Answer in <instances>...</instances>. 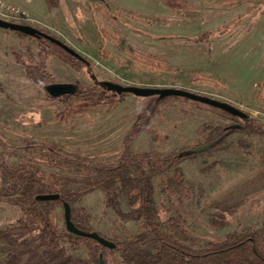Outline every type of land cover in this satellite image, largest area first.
<instances>
[{
  "label": "rangeland",
  "instance_id": "1",
  "mask_svg": "<svg viewBox=\"0 0 264 264\" xmlns=\"http://www.w3.org/2000/svg\"><path fill=\"white\" fill-rule=\"evenodd\" d=\"M36 1L29 7L33 13L25 10L30 24L49 30L91 60L101 81L189 90L230 103L264 124V0H46L48 8L45 5L42 14L34 13ZM223 29L228 30L225 35L208 43L189 40ZM26 47L32 48L39 60L41 46L35 39L0 28V136L6 144L0 145V167L5 159L12 166L27 163L50 174L76 175L75 171L38 163L36 155L19 149L26 142L45 141L94 163H117L125 136L147 98L130 95L113 109L103 105L60 122L55 114L63 105L49 100L13 56L18 52L26 57ZM45 49L47 68L59 83H74L79 88L82 83H92L55 57L49 47ZM143 61L161 62L167 69L155 70ZM226 64L232 71L220 74L218 69ZM201 75L218 79L225 87L193 80ZM235 125L239 124L199 103L171 98L163 101L151 120V131L141 133L133 142V155L140 159L148 152L190 151L206 146L223 130L227 132L217 148L179 165L192 198L172 194L173 170L154 179L162 219L181 218L189 244L195 247L264 225V136L232 129ZM61 186L66 191L81 189L71 183L62 182ZM73 208L87 212L94 231L110 240L124 241L128 239L125 231L135 234L140 229L138 222H123L107 207L101 189L83 197ZM123 210L130 211L125 201ZM217 211L231 216L232 223L226 228L213 225ZM51 218L59 231H65L63 207L51 205ZM20 219V207L0 202V264H18L22 255L27 258L22 264L73 260L85 264L86 242L72 250L63 241L55 258L51 252H38L39 242L19 245L1 236Z\"/></svg>",
  "mask_w": 264,
  "mask_h": 264
},
{
  "label": "trees",
  "instance_id": "2",
  "mask_svg": "<svg viewBox=\"0 0 264 264\" xmlns=\"http://www.w3.org/2000/svg\"><path fill=\"white\" fill-rule=\"evenodd\" d=\"M17 24L26 25L25 23ZM32 26L53 35L45 28ZM227 31L226 29L211 31L189 40L195 43H208L215 37L225 35ZM30 38L35 39L41 46L39 60L35 58L30 47L25 48L26 57L18 52H13V56L23 64L27 78L34 82L39 90L45 92L47 85L58 83L56 77L47 68L46 47L51 49L55 57L92 82L91 84L82 83L75 95L53 98L45 92L49 100L63 105V110L55 114L58 121L68 122L71 118L103 105L113 109L122 102L121 96L100 86L102 81L96 74V67L91 60L77 59L45 38ZM135 57L139 60V57ZM143 62L155 70L167 69L161 62ZM193 80H202L225 87L220 80L206 75L197 76ZM112 82L120 84L117 80ZM0 91L3 92L1 87ZM130 95L123 94V101ZM171 98L180 97H168L162 100L158 96L147 98L134 125L125 136L121 158L115 164L94 163L67 151L63 146L47 141L26 142L19 149L36 155L34 159L38 163L75 171L76 175L50 174L27 163L12 166L7 160L2 159L0 202L20 207L21 219L11 228L2 231L1 236L10 237L19 245L39 242L38 252H51L55 258L62 251L63 241H66L72 250H77L81 242H86L85 264H101V259L105 264H264V225L250 232L230 234L224 240H211L203 247H195L189 244L191 239L185 232L181 218L167 216L166 221L162 219V213L156 204L155 177L173 170L172 194L182 199L192 198V189L178 169L184 160L196 157L198 154L186 156L183 155V151H175L167 155L148 152L138 159L133 155V142L141 133L151 131V120L159 112L163 101ZM184 100L188 99L184 98ZM199 104L209 112L237 122L240 125L237 131L248 135L264 136V124L253 115L248 114L245 119H240L221 109ZM225 134L227 132L223 130L219 137L207 141L206 145L216 141L218 143L201 154L217 148ZM0 145L6 146L1 136ZM62 182L79 185L81 189L66 191L61 186ZM99 189L105 193L107 207L111 208L120 220L140 224V229L135 234L125 231L128 239L121 242L111 240L117 245L113 250L91 238L71 234L67 229L59 231L51 218V205L63 207V202H68L72 207L74 224L81 230L93 232L89 214L85 211L76 212L73 206L83 197ZM45 194H60L61 200L54 202L36 200L38 195ZM123 201L130 206L129 212L123 210ZM215 216L213 225L216 228H226L232 223L231 216L224 211H217ZM23 262L27 263V258L22 255L18 258V264ZM66 264H79V262L73 260Z\"/></svg>",
  "mask_w": 264,
  "mask_h": 264
},
{
  "label": "water",
  "instance_id": "3",
  "mask_svg": "<svg viewBox=\"0 0 264 264\" xmlns=\"http://www.w3.org/2000/svg\"><path fill=\"white\" fill-rule=\"evenodd\" d=\"M0 28L5 30H10L13 32H19L26 36L32 37V38H45L51 43L59 46L63 50H65L68 54L72 55L73 57L84 60V57L72 46L66 44L61 39L57 38L56 36L46 34L39 29L35 28L34 26L30 25H23V24H17L14 22H8L5 20L0 19ZM100 86L105 88L109 92H114L117 95L121 96L120 100L123 101L124 98L122 97L123 94H131L136 97L140 98H149L153 96H158L159 99H165L168 97H181L185 98L194 102L206 104L209 106H212L217 109H221L232 116L238 117L240 119H245L248 114L243 112L242 110L238 109L234 105L214 99L212 97H208L205 95H201L189 90L180 89V88H159V87H140L135 85H123L118 84L112 81H102L100 83ZM46 93L53 97L58 98L65 95H75L79 91V86L74 83H55L50 84L45 87ZM240 128V125H235L232 127V129ZM218 141H216L213 144L201 146L196 149L186 151L183 153V155H192V154H200L203 152H206L207 150L211 149ZM36 200L39 202H54V201H60L61 196L60 194H45V195H38L36 197ZM63 211H64V221L66 225V229L71 234L82 236L86 238H91L93 240H96L101 245L105 246L109 249H115L117 245L109 240L108 238L102 236L100 233L93 231V232H87L84 230L79 229L72 220V207L68 202H63ZM101 264H105L104 260L101 259Z\"/></svg>",
  "mask_w": 264,
  "mask_h": 264
},
{
  "label": "built area",
  "instance_id": "4",
  "mask_svg": "<svg viewBox=\"0 0 264 264\" xmlns=\"http://www.w3.org/2000/svg\"><path fill=\"white\" fill-rule=\"evenodd\" d=\"M0 19L14 23H25L30 26L33 25L30 24L31 21L25 10L17 8L6 0H0Z\"/></svg>",
  "mask_w": 264,
  "mask_h": 264
},
{
  "label": "crops",
  "instance_id": "5",
  "mask_svg": "<svg viewBox=\"0 0 264 264\" xmlns=\"http://www.w3.org/2000/svg\"><path fill=\"white\" fill-rule=\"evenodd\" d=\"M6 1L13 2V3L17 4V5H20V7L23 8L24 10L31 12L29 10V7L32 6V1L33 0H6ZM45 1L46 0H37L36 1V3H35L36 11L34 13L42 14L41 11H43L44 8L46 7L45 5H47V3ZM46 8H48V5H47ZM31 13H33V12H31Z\"/></svg>",
  "mask_w": 264,
  "mask_h": 264
},
{
  "label": "bare ground",
  "instance_id": "6",
  "mask_svg": "<svg viewBox=\"0 0 264 264\" xmlns=\"http://www.w3.org/2000/svg\"><path fill=\"white\" fill-rule=\"evenodd\" d=\"M229 71H232V67L229 66L228 64L224 65V67H221L218 69V72L220 74H227Z\"/></svg>",
  "mask_w": 264,
  "mask_h": 264
}]
</instances>
